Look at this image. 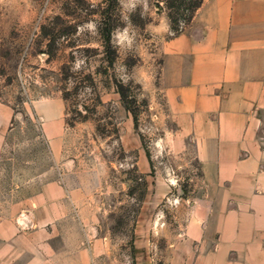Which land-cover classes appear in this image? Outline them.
<instances>
[{"label": "rangeland", "instance_id": "1", "mask_svg": "<svg viewBox=\"0 0 264 264\" xmlns=\"http://www.w3.org/2000/svg\"><path fill=\"white\" fill-rule=\"evenodd\" d=\"M203 1L0 0L3 216L74 193L104 240L97 264H191L203 173L178 134L163 48Z\"/></svg>", "mask_w": 264, "mask_h": 264}, {"label": "crops", "instance_id": "2", "mask_svg": "<svg viewBox=\"0 0 264 264\" xmlns=\"http://www.w3.org/2000/svg\"><path fill=\"white\" fill-rule=\"evenodd\" d=\"M163 53L178 134L203 173L191 264H264V0H204ZM11 117L0 104V155ZM82 215L66 191L0 211V264H97L104 240Z\"/></svg>", "mask_w": 264, "mask_h": 264}, {"label": "trees", "instance_id": "3", "mask_svg": "<svg viewBox=\"0 0 264 264\" xmlns=\"http://www.w3.org/2000/svg\"><path fill=\"white\" fill-rule=\"evenodd\" d=\"M199 5H200V4H198V5L196 4V6H199Z\"/></svg>", "mask_w": 264, "mask_h": 264}]
</instances>
